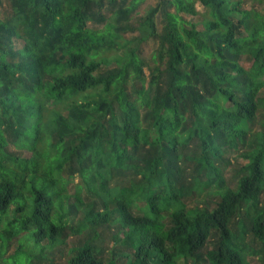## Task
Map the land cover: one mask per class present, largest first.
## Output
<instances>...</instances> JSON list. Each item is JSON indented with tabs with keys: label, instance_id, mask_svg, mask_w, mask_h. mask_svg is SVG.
Segmentation results:
<instances>
[{
	"label": "trees",
	"instance_id": "trees-1",
	"mask_svg": "<svg viewBox=\"0 0 264 264\" xmlns=\"http://www.w3.org/2000/svg\"><path fill=\"white\" fill-rule=\"evenodd\" d=\"M143 1L0 0V264H264V0Z\"/></svg>",
	"mask_w": 264,
	"mask_h": 264
},
{
	"label": "rangeland",
	"instance_id": "rangeland-1",
	"mask_svg": "<svg viewBox=\"0 0 264 264\" xmlns=\"http://www.w3.org/2000/svg\"><path fill=\"white\" fill-rule=\"evenodd\" d=\"M156 2V0H144L139 4V7L137 8V12L135 16H139L142 13H144V10L150 6L153 5ZM249 5L246 6L248 8ZM197 9L203 11L202 6L197 5ZM7 11H9V8L7 5L0 7V19L3 20L7 17ZM193 20H196V17H192ZM92 26V25H90ZM23 47V43L21 41H16V48L21 49ZM155 47V43L153 41H148L145 45L142 47V57L148 62L149 66H151L150 62V55L151 52L153 51ZM246 66V65H245ZM145 73L148 74L147 69L145 68ZM260 97L264 99V89L260 93ZM261 105V104H260ZM264 109H263V104L259 108L257 112V120L258 124L256 126L252 127V132L247 138V143L244 147L240 148L239 150H233V149H227L225 153L222 156L223 162L222 164H217L216 166L223 172V177L225 179V182L227 186L231 189H235L238 179L241 175L240 173V167L248 164L249 158L245 157L246 155H250V152L252 151V146L250 144H255L257 143V140L259 138V134L263 131L264 126H260L259 123H264ZM13 150V147H11ZM11 150V151H12ZM21 156L22 157H27L29 156L28 152H23L21 151ZM74 182H77L74 181ZM214 189L209 188L208 191H213ZM72 192V191H69ZM213 200L211 196L207 195V192L205 191L204 193L200 195H194L189 202L187 203L186 206L189 207H205V206H210L209 201ZM138 205H143V202H138ZM259 205L264 206V192L260 195L259 197ZM211 207V206H210ZM136 209L134 212L136 213ZM164 226H168L167 220L164 222ZM231 230L234 232L235 227L232 226ZM67 245L68 247H73L79 245L78 243L80 240H82V237H75L69 235L67 237ZM215 243V238L211 237L208 242L205 244V247L201 250V255L204 258L205 254L209 251H211L214 247ZM244 245L248 248L250 247L252 251L256 252L258 247L261 246L260 242L257 240H251L250 235H246L245 239L243 241ZM15 249V246L13 247ZM13 250V249H12ZM10 251V253L12 252ZM67 258L61 257L58 259L56 264H66ZM247 264H260L259 263V254H248L246 257ZM200 264H208L206 261L201 262Z\"/></svg>",
	"mask_w": 264,
	"mask_h": 264
}]
</instances>
